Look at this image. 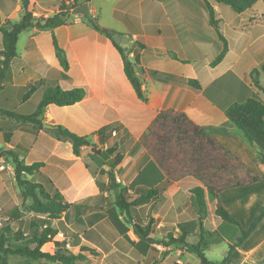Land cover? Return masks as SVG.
Returning a JSON list of instances; mask_svg holds the SVG:
<instances>
[{"label": "crops", "instance_id": "crops-1", "mask_svg": "<svg viewBox=\"0 0 264 264\" xmlns=\"http://www.w3.org/2000/svg\"><path fill=\"white\" fill-rule=\"evenodd\" d=\"M27 1L36 18L60 12L63 3ZM67 4L65 24L22 31L18 55L12 59L0 90V108L21 115L35 112L49 86L84 90L83 98L72 104L45 105L37 117L42 122L39 129L32 123L21 129L20 121L0 115V123L11 127L0 129L3 148L23 151L29 165L38 163L28 179L47 184L71 204L53 222L62 228L55 239L63 243L64 252L77 256L74 264H199L195 253L156 240L178 237L180 224L199 220L196 190L201 189L205 203L201 221L206 231L202 247L210 260L222 264L229 244L237 242L242 228L248 230L264 212L262 149L250 144L226 116V109L235 102L250 97L264 102V0L240 13L217 0H79L78 6L70 1ZM208 4L214 8L219 32L211 23ZM23 14L24 0H0V51L4 48L2 30L11 29ZM83 14L92 17L101 29ZM107 32L128 38L130 44L125 50L148 101L138 95L125 71L124 58ZM219 33L228 46L221 60L217 58L224 50V40ZM57 47L64 53L66 66ZM191 80L198 81L201 88H195ZM32 86L36 91L24 99ZM162 110L185 113L200 126L224 127L227 132L215 134L217 140L263 178L225 188L219 196L193 174L174 179L160 198L149 203L147 220L141 215L144 226L153 219L149 231L153 240L149 241L135 231L139 209L130 217L117 204L118 191L112 188L108 175L110 167L102 163L107 156L97 155L91 146H83L77 155L72 138L61 135L57 125L90 137L104 153L109 147L116 148L113 154L107 153L109 158L122 152L123 159L114 168L122 186L137 182L136 187H150L174 174L168 170L172 165L160 163L153 147L152 125ZM47 123L56 129L44 126ZM107 126L111 127L108 138L101 143L99 131ZM4 132L11 134L10 142ZM144 136H148L145 143ZM12 141L22 142L24 150ZM219 202L242 228L217 215ZM198 231L199 224L188 234V241L194 242ZM42 250L53 253L56 246L48 243ZM16 257L10 256L8 263L62 264L45 258ZM226 264H264V217L232 251Z\"/></svg>", "mask_w": 264, "mask_h": 264}, {"label": "trees", "instance_id": "trees-1", "mask_svg": "<svg viewBox=\"0 0 264 264\" xmlns=\"http://www.w3.org/2000/svg\"><path fill=\"white\" fill-rule=\"evenodd\" d=\"M67 1L72 2L74 6H78L79 4V0H63L60 12L48 17L41 16L36 18L32 12L28 10V1L24 0V14L22 19L15 23L11 29L2 30L4 34V48L0 51V90L4 87V81L12 59L18 55L17 43L22 31L34 26L55 28L65 24L70 7ZM217 1L229 5L234 11L240 13L252 8L258 0ZM208 6L211 14V23L219 32L214 8L210 4H208ZM83 15L86 16L97 29H101L92 17L88 14ZM107 34L112 38L114 45L121 52L125 61V71L138 95L143 101H148L142 83L136 75L134 63L129 60L125 48L115 41L114 32H107ZM220 36L222 37L221 34ZM223 40L224 50L218 56L217 60L222 59L228 48L226 40L224 38ZM57 53L62 63L66 66L67 62L64 53L58 47ZM190 83L197 89L201 88L199 82L196 80H191ZM256 84L259 85L257 82ZM35 91L36 87L32 86L25 94L24 99L31 97ZM83 96L84 90L81 88L63 90L58 86H49L44 89L34 113L30 115H21L0 108V115L13 117L22 123H32L35 128L39 129L42 122L37 117L45 105L50 103L68 105L81 100ZM226 116L230 123L236 125L237 128L243 132L250 144L258 145L262 149L259 151V159L264 163V102L258 97H250L243 102H235L226 109ZM110 129L111 127L107 126L99 131L101 143L106 142L108 138L106 133ZM57 130L61 135L72 138L73 149L77 155L81 154L83 146H91L92 149L98 146L97 144H92L90 137L78 136L60 125H57ZM152 131L155 139V145H153V147L159 153L160 163L163 166L172 165L168 170L170 174L174 173L173 176L161 180L156 185L150 187H136L137 182H134L131 186H122V184L118 183L116 180L114 168L122 161L124 156L123 153L117 152L114 156L109 158L110 160H108L107 163L110 167L108 175L110 177L111 186L118 191L117 204L120 209L126 211L130 217L133 215V210L139 209V220H137L134 227L136 233L142 239H147L149 241L153 240V238L149 237L150 226L153 219L149 220L148 224L144 226L142 216L144 215L145 220H147L145 214L148 210L149 203L151 200L160 198L174 179L186 174H193L205 183L212 194L219 196L220 192L225 188L248 185L263 178L217 140L215 134L227 132L224 127L200 126L190 120L185 113H178L174 110H162L153 122ZM4 136L7 142L11 141V134L4 132ZM146 139H148V136H144L142 141ZM176 147L182 148L181 154L183 157L177 160V163L173 162L175 156H177L179 152ZM114 151H117V149L111 147L107 148L109 154H113ZM4 155H11L13 158L16 180L19 185L24 187L23 194L25 197H31L33 199L31 209L35 214L31 220L23 222V227L20 225L17 231H14L13 227L10 226V219L7 220L5 224H2L0 227V264H9L7 256L10 254L24 255L35 259L45 258L52 262H61L62 264H74L77 256L64 252L62 250L63 243L55 239L62 228L59 224H52V220H59L61 215L71 207V204L64 201V197L59 191H57L55 195H51L44 184L23 178L24 174H34L38 169V163L30 165L24 164L17 152L13 150H0V157ZM196 192L201 207L199 220L187 224H180L179 227L182 233L178 237L169 235L168 241H156L163 244H180L184 250L195 253L199 257V264H217L208 258L202 247L204 234L206 232L201 221L204 215L205 203L203 201L201 189H197ZM216 213L222 219L242 228L240 222L230 214L221 202H219L217 206ZM263 217L264 212L248 230L242 228L243 235L237 242L229 244L228 252L222 264H226L232 251L246 240ZM198 224L199 231L197 232V240L194 242L188 241V234L193 232ZM12 240L16 241V244H11L10 241ZM48 243L55 244V252L52 253L42 250Z\"/></svg>", "mask_w": 264, "mask_h": 264}, {"label": "rangeland", "instance_id": "rangeland-1", "mask_svg": "<svg viewBox=\"0 0 264 264\" xmlns=\"http://www.w3.org/2000/svg\"><path fill=\"white\" fill-rule=\"evenodd\" d=\"M38 18V17H37ZM264 24V21L261 22ZM19 127H21V129L26 130L28 126V123H20L18 124ZM34 126V124H32ZM6 127V128H5ZM35 127V126H34ZM5 129H11V127L9 125H7L5 122H1L0 123V129H2L3 131ZM154 140V139H153ZM144 142V141H143ZM12 144L16 145L17 147L21 148L22 150H24L25 145L22 144V142H15L12 141ZM25 143V142H23ZM175 146V145H174ZM179 148V149H178ZM92 149V148H91ZM177 151H179L177 153V156H175L173 162L177 163V160L183 158L182 157V148L180 147H176ZM0 150H13L15 152H17L19 158L22 160V162L26 165L27 162L25 161L28 155H25L24 152H18L17 149L15 148H3V143L0 142ZM94 151V153H96L97 155H101L103 156L106 155V159L102 158V163L105 162V164L108 163L109 157L107 155V151L104 153V151L102 150V147L96 146L94 149H92ZM179 154V156H178ZM105 160V161H104ZM28 174H24L23 178L24 179H28L27 177ZM31 178V176H29ZM30 181H32L31 179H28ZM35 182V181H33ZM46 189L51 193V195H55V193L57 191L51 189L47 184L45 185ZM23 190L24 187L19 185L17 180H16V175H15V164L13 161V158L11 157V155H4L2 157H0V227L2 226V224H5V222L7 220H9L10 222V226L13 227L14 231L19 230V226L22 225L23 227V222H26L27 220H31L34 217V212L31 209V204L33 203V199L31 197H25V195L23 194ZM62 216V215H61ZM58 221V220H56ZM54 220H52V224ZM60 223V221H59ZM57 224V223H56ZM58 225V224H57ZM60 226V224H59ZM194 240L196 241L197 238ZM11 244H16V241L12 240L10 241ZM177 247L183 249L181 247L180 244H176ZM212 249L215 250V248L213 247ZM210 251V250H208ZM210 258H213V256L211 254H208ZM10 256H15V254H10L7 256V260L10 258ZM176 262V261H174Z\"/></svg>", "mask_w": 264, "mask_h": 264}, {"label": "water", "instance_id": "water-1", "mask_svg": "<svg viewBox=\"0 0 264 264\" xmlns=\"http://www.w3.org/2000/svg\"><path fill=\"white\" fill-rule=\"evenodd\" d=\"M115 41H117L118 43H120L126 50L128 49V46L130 44L128 38L126 37H122L120 34H116L114 36ZM44 126L51 128V129H56V126L52 125V124H44ZM254 150H257L256 146L253 147Z\"/></svg>", "mask_w": 264, "mask_h": 264}]
</instances>
